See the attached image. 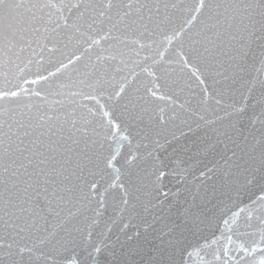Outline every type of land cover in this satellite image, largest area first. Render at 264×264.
Instances as JSON below:
<instances>
[{
  "label": "snow or ice",
  "instance_id": "obj_1",
  "mask_svg": "<svg viewBox=\"0 0 264 264\" xmlns=\"http://www.w3.org/2000/svg\"><path fill=\"white\" fill-rule=\"evenodd\" d=\"M0 264H264V0H0Z\"/></svg>",
  "mask_w": 264,
  "mask_h": 264
}]
</instances>
